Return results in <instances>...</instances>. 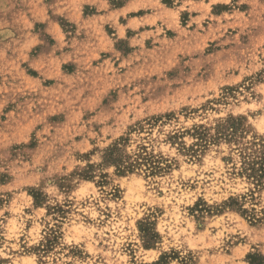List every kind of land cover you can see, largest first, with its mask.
I'll return each instance as SVG.
<instances>
[{"label": "rangeland", "instance_id": "obj_1", "mask_svg": "<svg viewBox=\"0 0 264 264\" xmlns=\"http://www.w3.org/2000/svg\"><path fill=\"white\" fill-rule=\"evenodd\" d=\"M263 145L264 0H0V264H264Z\"/></svg>", "mask_w": 264, "mask_h": 264}, {"label": "trees", "instance_id": "obj_2", "mask_svg": "<svg viewBox=\"0 0 264 264\" xmlns=\"http://www.w3.org/2000/svg\"><path fill=\"white\" fill-rule=\"evenodd\" d=\"M234 129V127H231ZM264 148V145L262 146ZM115 147L109 150L108 158L115 159L116 157V150ZM245 171L248 173L250 178H254L256 181L260 182L262 178H264V152L256 159H249L245 162L244 166Z\"/></svg>", "mask_w": 264, "mask_h": 264}]
</instances>
